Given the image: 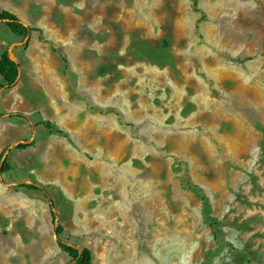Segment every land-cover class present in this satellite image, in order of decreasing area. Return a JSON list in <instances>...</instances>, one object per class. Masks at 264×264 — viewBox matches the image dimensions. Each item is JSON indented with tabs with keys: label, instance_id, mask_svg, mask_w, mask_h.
Returning a JSON list of instances; mask_svg holds the SVG:
<instances>
[{
	"label": "rangeland",
	"instance_id": "1",
	"mask_svg": "<svg viewBox=\"0 0 264 264\" xmlns=\"http://www.w3.org/2000/svg\"><path fill=\"white\" fill-rule=\"evenodd\" d=\"M0 11V264H264V0Z\"/></svg>",
	"mask_w": 264,
	"mask_h": 264
},
{
	"label": "trees",
	"instance_id": "2",
	"mask_svg": "<svg viewBox=\"0 0 264 264\" xmlns=\"http://www.w3.org/2000/svg\"><path fill=\"white\" fill-rule=\"evenodd\" d=\"M192 5H195V0H191ZM0 22L7 28V30L18 37L25 38L28 37L29 33L37 32L39 39H41V31L38 28L28 27L25 25L21 20H19L16 16L12 13L7 11H0ZM62 62L66 65V60L61 56ZM0 77L2 79V85L0 87H11L15 79L17 77V65L10 61L7 54H2L0 56ZM53 130V129H51ZM53 132L58 135L66 136L64 132L60 131L59 129H54ZM18 148H22L24 144H18ZM1 156V153H0ZM8 167L7 163L4 162L2 165L1 171L6 170ZM23 188H26L31 191L41 192L45 194L44 189L35 184H21ZM191 187V185H190ZM191 188H196L194 185ZM204 200V198H201ZM48 206H49V215L52 224L54 225V234L56 236V243L58 248L67 254L72 260H74V264H90L91 256L90 252L87 248H77L73 245H69L62 241V227L57 224L55 220V213L53 212V203L52 201L47 198Z\"/></svg>",
	"mask_w": 264,
	"mask_h": 264
},
{
	"label": "water",
	"instance_id": "3",
	"mask_svg": "<svg viewBox=\"0 0 264 264\" xmlns=\"http://www.w3.org/2000/svg\"><path fill=\"white\" fill-rule=\"evenodd\" d=\"M7 55H8L9 60H10V61H13V60H12V56L10 55L9 52H7Z\"/></svg>",
	"mask_w": 264,
	"mask_h": 264
}]
</instances>
